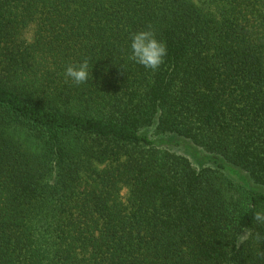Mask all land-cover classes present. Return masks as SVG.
Returning <instances> with one entry per match:
<instances>
[{
    "label": "trees",
    "instance_id": "obj_1",
    "mask_svg": "<svg viewBox=\"0 0 264 264\" xmlns=\"http://www.w3.org/2000/svg\"><path fill=\"white\" fill-rule=\"evenodd\" d=\"M261 208L264 0H0V264H264Z\"/></svg>",
    "mask_w": 264,
    "mask_h": 264
},
{
    "label": "clouds",
    "instance_id": "obj_2",
    "mask_svg": "<svg viewBox=\"0 0 264 264\" xmlns=\"http://www.w3.org/2000/svg\"><path fill=\"white\" fill-rule=\"evenodd\" d=\"M129 56L128 59L152 71L157 70L167 56L165 43L157 38L151 26L130 33ZM92 69V68H91ZM90 75V63L84 58L75 63L65 66L64 77L73 84L80 85L88 80ZM253 219L257 224L264 225V208L253 213ZM257 239L262 237L257 234Z\"/></svg>",
    "mask_w": 264,
    "mask_h": 264
},
{
    "label": "rangeland",
    "instance_id": "obj_3",
    "mask_svg": "<svg viewBox=\"0 0 264 264\" xmlns=\"http://www.w3.org/2000/svg\"><path fill=\"white\" fill-rule=\"evenodd\" d=\"M31 34H32V30L29 28L27 29V31L25 32L24 34V37L28 39L31 38ZM146 134L149 135L150 138L152 139H156V140H162V141H166L168 143L165 144V147H168L170 150L178 153V154H181L185 157H187L189 159V161L191 162V164L196 168L198 169L199 167H201L200 165H202L198 160L196 159L195 157V154L197 152V149H195L193 146H191L190 144H175V145H172L171 143H169L170 141V137H163V136H159L157 135L156 133H154V130L152 128H149L147 130L144 131ZM124 191L122 192V195H124Z\"/></svg>",
    "mask_w": 264,
    "mask_h": 264
}]
</instances>
